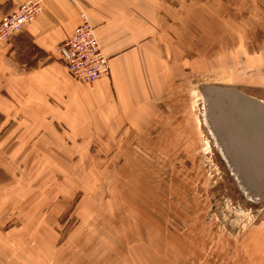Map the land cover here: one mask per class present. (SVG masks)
<instances>
[{
  "label": "rangeland",
  "instance_id": "rangeland-1",
  "mask_svg": "<svg viewBox=\"0 0 264 264\" xmlns=\"http://www.w3.org/2000/svg\"><path fill=\"white\" fill-rule=\"evenodd\" d=\"M231 11L235 20L243 9ZM207 13L189 11L198 22L184 23L175 44L189 98L182 129L80 150L61 121L54 131L47 119L0 114V192L19 206L15 217L51 228L57 258L66 256L56 264H264V201L229 168L204 96L206 86L251 91L240 84L249 75L225 67V40L210 33Z\"/></svg>",
  "mask_w": 264,
  "mask_h": 264
},
{
  "label": "crops",
  "instance_id": "crops-1",
  "mask_svg": "<svg viewBox=\"0 0 264 264\" xmlns=\"http://www.w3.org/2000/svg\"><path fill=\"white\" fill-rule=\"evenodd\" d=\"M27 1L41 2L42 13L0 45V114L5 118L47 119L53 123L47 129L54 131L55 121H61L68 142L83 145L80 150L118 142V137L137 142L144 135L166 136L155 131L158 127L182 129L177 121L189 98L183 50L175 44L183 39L184 23L198 22L196 16L188 19L189 11L205 7L210 33L225 40L219 54L225 67L247 72L241 87L264 103V0H0V23ZM236 7L243 12L233 20ZM85 20L96 27L111 66L110 75L93 84L72 78L57 52ZM159 143L168 150L172 142ZM6 197L0 192V264L65 262L66 256L57 258L51 228L15 217L19 206Z\"/></svg>",
  "mask_w": 264,
  "mask_h": 264
},
{
  "label": "water",
  "instance_id": "water-1",
  "mask_svg": "<svg viewBox=\"0 0 264 264\" xmlns=\"http://www.w3.org/2000/svg\"><path fill=\"white\" fill-rule=\"evenodd\" d=\"M207 122L247 196L264 201V103L234 88L204 87Z\"/></svg>",
  "mask_w": 264,
  "mask_h": 264
},
{
  "label": "built area",
  "instance_id": "built-area-1",
  "mask_svg": "<svg viewBox=\"0 0 264 264\" xmlns=\"http://www.w3.org/2000/svg\"><path fill=\"white\" fill-rule=\"evenodd\" d=\"M43 11L39 1H27L0 23V45L12 40L26 25L33 23ZM60 60L72 78L93 84L111 72L110 59L102 49L96 27L85 20L76 27L69 39L58 45Z\"/></svg>",
  "mask_w": 264,
  "mask_h": 264
}]
</instances>
